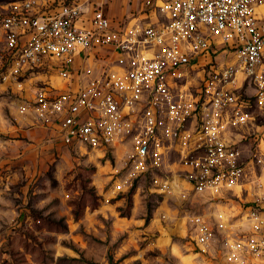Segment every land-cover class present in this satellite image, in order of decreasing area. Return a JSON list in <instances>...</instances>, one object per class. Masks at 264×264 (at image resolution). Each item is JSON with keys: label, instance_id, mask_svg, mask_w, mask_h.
<instances>
[{"label": "built area", "instance_id": "1", "mask_svg": "<svg viewBox=\"0 0 264 264\" xmlns=\"http://www.w3.org/2000/svg\"><path fill=\"white\" fill-rule=\"evenodd\" d=\"M131 1L116 20L102 2L11 0L3 82L60 143L129 149L152 192L243 200L238 220L192 214L193 244L210 253L218 231L224 264H264V0ZM50 67L64 83L42 77Z\"/></svg>", "mask_w": 264, "mask_h": 264}, {"label": "rangeland", "instance_id": "2", "mask_svg": "<svg viewBox=\"0 0 264 264\" xmlns=\"http://www.w3.org/2000/svg\"><path fill=\"white\" fill-rule=\"evenodd\" d=\"M10 1L0 0V264H224L223 234L210 253L198 254L190 216L225 209L238 220L243 200L163 197L150 190V173H130L129 149L62 144L34 124L31 111L21 112L31 99L3 82L1 24ZM46 1L54 0H37ZM106 1L116 17L136 11L131 0ZM42 74L64 83L57 69ZM255 116L264 125V110ZM257 143L250 134L246 153Z\"/></svg>", "mask_w": 264, "mask_h": 264}, {"label": "crops", "instance_id": "3", "mask_svg": "<svg viewBox=\"0 0 264 264\" xmlns=\"http://www.w3.org/2000/svg\"><path fill=\"white\" fill-rule=\"evenodd\" d=\"M71 1H75V2H79V3H83V2H88V4L91 6V2H102L103 3V7H104V9L106 10V12L111 16V17H113L114 19H116V20H123L125 17H129V16H131L134 12H130L128 15H126V16H121V17H116V16H114V14H112V12H111V10H110V8H109V6L108 7H106V4H107V1L106 0H71ZM46 2H50V1H46ZM45 2V3H46ZM135 4V3H134ZM88 5V6H89ZM137 8V7H136Z\"/></svg>", "mask_w": 264, "mask_h": 264}]
</instances>
